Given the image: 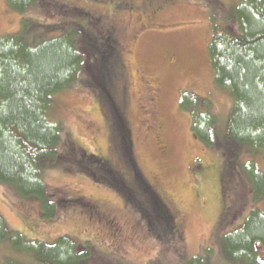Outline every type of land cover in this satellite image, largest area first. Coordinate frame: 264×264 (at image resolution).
Listing matches in <instances>:
<instances>
[{"label": "rangeland", "instance_id": "374dc122", "mask_svg": "<svg viewBox=\"0 0 264 264\" xmlns=\"http://www.w3.org/2000/svg\"><path fill=\"white\" fill-rule=\"evenodd\" d=\"M69 1L111 26L121 45L122 68L115 67L111 77L116 103L128 124L137 167L168 206L179 237L169 234L160 244L120 194L60 166L44 170L45 183L53 192L83 198L82 204L44 221L37 202L21 200L0 185V214L8 228L26 241L52 243L66 233L89 240L92 253L86 264H181L205 252L208 262L226 264L223 236L252 208L264 213V193L254 199L248 177L249 162L264 173V158L238 147L231 153L228 147L203 146L179 103L183 92L207 97L221 134L233 100L213 82L207 54L209 17L239 0H120V9H114L117 0ZM8 9L6 0H0V36L18 32L23 16L39 23L60 21L54 10L32 9L18 16ZM48 119L61 124L62 139L116 163L108 122L78 83L53 96ZM114 165L125 170L119 162ZM6 259L30 262L26 254L0 247V264Z\"/></svg>", "mask_w": 264, "mask_h": 264}, {"label": "trees", "instance_id": "16d2710c", "mask_svg": "<svg viewBox=\"0 0 264 264\" xmlns=\"http://www.w3.org/2000/svg\"><path fill=\"white\" fill-rule=\"evenodd\" d=\"M6 2L18 16L32 9L54 10L60 21L39 23L23 16L18 32L0 36V185L21 200L37 202L41 219L51 221L83 199L53 192L45 183L44 170L60 166L120 194L160 244L169 234L178 240L168 206L137 167L128 124L116 103L111 77L115 67L122 68V49L112 27L69 0ZM122 7L120 0L114 2V9ZM209 28L213 82L233 100L227 121L219 134L208 98L194 93L183 92L180 108L190 114V131L203 146L228 147L231 153L238 147L264 158V0H239L223 13L210 14ZM77 83L107 120L114 160L124 171L112 160L62 139L61 124L49 121L53 96ZM249 165L257 200L264 193V173ZM0 247L26 254L29 264H86L92 253L91 241L67 233L52 243L26 241L8 228L1 214ZM206 253L181 264H212ZM221 254L226 264H264V213L252 208L223 236ZM4 264L21 263L6 259Z\"/></svg>", "mask_w": 264, "mask_h": 264}, {"label": "flooded vegetation", "instance_id": "af4514ba", "mask_svg": "<svg viewBox=\"0 0 264 264\" xmlns=\"http://www.w3.org/2000/svg\"><path fill=\"white\" fill-rule=\"evenodd\" d=\"M149 89H151V88L149 87ZM151 96H152L151 99H152L153 103H155V100H154V98L156 97L155 91L151 92Z\"/></svg>", "mask_w": 264, "mask_h": 264}]
</instances>
